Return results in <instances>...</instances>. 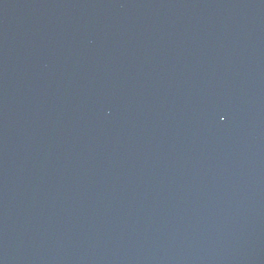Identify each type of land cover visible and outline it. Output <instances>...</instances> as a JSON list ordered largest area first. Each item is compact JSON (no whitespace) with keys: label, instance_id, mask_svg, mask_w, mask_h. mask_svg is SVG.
I'll return each mask as SVG.
<instances>
[{"label":"water","instance_id":"obj_1","mask_svg":"<svg viewBox=\"0 0 264 264\" xmlns=\"http://www.w3.org/2000/svg\"><path fill=\"white\" fill-rule=\"evenodd\" d=\"M0 264H264V0H31Z\"/></svg>","mask_w":264,"mask_h":264}]
</instances>
